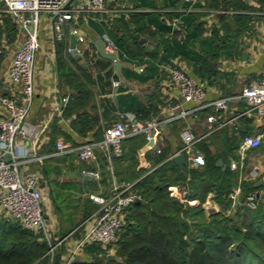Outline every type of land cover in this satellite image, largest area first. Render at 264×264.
<instances>
[{
    "label": "crops",
    "instance_id": "obj_1",
    "mask_svg": "<svg viewBox=\"0 0 264 264\" xmlns=\"http://www.w3.org/2000/svg\"><path fill=\"white\" fill-rule=\"evenodd\" d=\"M6 15L0 12V95L17 89L10 80L9 66L23 33ZM138 27L141 30L135 32ZM74 28L84 37L83 42H76V53L66 50L71 48L70 30ZM39 30L28 117L37 135L34 143L19 142L15 155L23 160L18 166L20 176L32 175L39 181L46 228H26L0 210V223L6 231L17 225L27 229L49 248L59 249L65 264L68 259L70 263L93 259L95 255L85 253L84 248L97 245L95 242L87 240L82 248L77 247L88 238L99 209L90 195L108 197L114 186L142 178L158 165L173 161L182 144L180 131L186 125L202 137L199 143L219 155L218 166L226 169L229 164L228 169L236 173V186L244 180L255 186L264 178V138L258 147L246 150L243 158L239 152L242 134L262 131L263 125L252 117L238 116L245 109L243 89L264 73V0H116L107 3L103 12L76 13L64 29V40L55 38L52 18L46 14ZM105 37L120 44L117 58L124 64L120 77L113 63L98 53L96 42ZM132 51L136 52L135 63L126 56ZM162 65L192 73L206 89V102L231 97L229 109L218 112V122L210 123L207 116L215 111L207 106L166 123L161 137L159 133L152 140L144 134L128 136L121 155L95 145V158L81 160L77 147L86 141H101L106 125L124 120L128 114L143 122L169 116L166 101L175 105L180 97ZM66 95L69 101L58 113L57 100ZM220 120L224 123L218 127ZM59 142L66 145L65 150H58ZM232 161L238 162L235 169L230 167ZM255 166L260 172L252 175ZM83 170L95 171L98 177ZM257 191L259 196L264 193L263 188ZM205 201L220 208L214 193ZM53 253H48L51 260Z\"/></svg>",
    "mask_w": 264,
    "mask_h": 264
},
{
    "label": "built area",
    "instance_id": "obj_2",
    "mask_svg": "<svg viewBox=\"0 0 264 264\" xmlns=\"http://www.w3.org/2000/svg\"><path fill=\"white\" fill-rule=\"evenodd\" d=\"M69 0H0L4 12L13 19V22L22 30L16 48L12 52L9 66L10 80L16 86L14 93L0 95V210L19 222L26 228L44 231L46 221L41 204V187L36 177L27 175L21 177L18 166L21 161L15 155V149L19 142L34 143L37 130L31 129L29 113L34 96V61L40 47V19L43 14L48 15L53 21V33L56 39L64 40L65 31L76 13H99L106 10L107 3L116 0H75L67 6ZM76 36L77 42H83L84 37L77 28L70 30ZM105 49L117 56V47L113 40L105 37ZM66 50H71L67 46ZM78 51V49H77ZM161 67H165L162 65ZM167 79L175 86L180 97L179 103L171 105L166 101V110L170 111L165 118L151 117L147 121H139L132 114H128L124 120L108 124L103 129V139L99 142L86 141L79 147L78 154L81 160L95 158L94 146L100 145L120 154L123 140L130 135L144 134L147 140H152L155 133L161 137L166 123L186 117L190 113L212 106L215 113L207 116L210 123L218 122L217 113L227 111L231 97H221L206 102V89L189 71L176 66H169ZM115 84L118 80L114 81ZM241 98L245 101V109L238 116L252 117L257 124L263 125L262 131L245 134L240 141L239 152L241 158L246 150L258 147L264 138V73L259 81L250 84L242 91ZM69 101L66 95L57 100V112L61 113ZM192 104L193 106H188ZM182 105L188 106L183 108ZM182 107V108H181ZM180 108L178 112H175ZM165 112V111H163ZM233 120V119H231ZM226 122V121H225ZM224 120H220L218 127ZM182 145L175 154H184L190 166L200 167L205 164L204 155L196 148L201 136L195 135L186 125L180 131ZM65 144L59 142V151L65 150ZM174 154V155H175ZM11 155V160L7 156ZM30 155V154H29ZM241 163V161H240ZM237 161H232L230 167L235 169ZM88 176L98 177V173L92 170H83ZM259 167L255 166L252 175L259 174ZM264 175V171H263ZM241 188L236 186L230 196L232 206L237 209L241 206L255 208V194H248L244 200L240 198ZM99 204L95 216L94 225L88 238L77 244L82 248L85 241L90 240L102 249L110 251L115 247L119 231L122 228V216L124 211L134 202L141 199V195L134 188L133 182L121 183L114 186L108 197L90 195ZM188 203H190L188 201ZM55 246L51 245L49 253H53ZM70 263V259L66 264Z\"/></svg>",
    "mask_w": 264,
    "mask_h": 264
},
{
    "label": "trees",
    "instance_id": "obj_3",
    "mask_svg": "<svg viewBox=\"0 0 264 264\" xmlns=\"http://www.w3.org/2000/svg\"><path fill=\"white\" fill-rule=\"evenodd\" d=\"M135 53H126L130 63H135ZM137 116L142 118L139 113ZM196 148L204 155L203 166L193 167L186 161L179 167L168 161L142 178L130 179L141 199L125 210L109 258L105 257L108 251L94 245L84 248L85 253L95 255L93 259L70 264H264V193L255 194L263 185L255 188L253 181H242L241 200L254 193L256 206H241L227 213L232 188L237 185L236 173L228 169L229 164L226 169L218 166L219 155L204 143L198 142ZM123 151L124 147L120 155ZM172 185H185L186 198L195 202L181 203L171 194ZM210 192L220 210L208 215L203 204ZM38 238L19 225L6 231L0 223V264H65L59 249L53 250L51 260L48 245Z\"/></svg>",
    "mask_w": 264,
    "mask_h": 264
},
{
    "label": "water",
    "instance_id": "obj_4",
    "mask_svg": "<svg viewBox=\"0 0 264 264\" xmlns=\"http://www.w3.org/2000/svg\"><path fill=\"white\" fill-rule=\"evenodd\" d=\"M74 0H69L68 3H67V6H69ZM76 42H77V39H76V36L71 34L70 36V46H71V51L73 53H76L77 52V48H76ZM96 45H97V50H98V53L105 59H108L110 60L115 69H116V72H117V75L120 77V68L124 65L122 61H120L115 54L111 53V52H108L106 51L105 49V44H104V41L103 39H99L97 42H96ZM113 154H115L114 152H112ZM172 160L179 166V167H183V165L186 163V158L184 156V154H175L172 156ZM218 164H220V161H218ZM260 185H264V178H260L258 179V181L255 183V186L256 187H259ZM260 194L259 191L256 192V196L258 197Z\"/></svg>",
    "mask_w": 264,
    "mask_h": 264
},
{
    "label": "rangeland",
    "instance_id": "obj_5",
    "mask_svg": "<svg viewBox=\"0 0 264 264\" xmlns=\"http://www.w3.org/2000/svg\"><path fill=\"white\" fill-rule=\"evenodd\" d=\"M187 192H188V188L185 186V185H172L171 186V194L175 197L178 198V200L183 203V204H188V199L186 198L187 196ZM91 198V197H90ZM92 199V198H91ZM93 200V199H92ZM206 205V208L204 207V211L206 212V214H216L217 212H219L220 208L217 209V208H213L211 206H209L206 201L204 203ZM203 204V206H205ZM234 209L233 206L231 205L230 206V209L227 210V213H231L232 211L234 212ZM187 237V236H185Z\"/></svg>",
    "mask_w": 264,
    "mask_h": 264
}]
</instances>
